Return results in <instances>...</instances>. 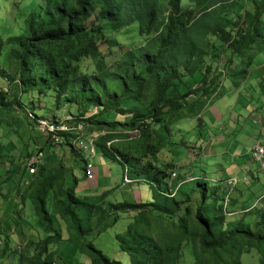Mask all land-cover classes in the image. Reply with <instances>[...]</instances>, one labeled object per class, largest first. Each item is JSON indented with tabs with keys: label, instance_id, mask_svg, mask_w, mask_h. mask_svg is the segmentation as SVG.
I'll list each match as a JSON object with an SVG mask.
<instances>
[{
	"label": "trees",
	"instance_id": "trees-1",
	"mask_svg": "<svg viewBox=\"0 0 264 264\" xmlns=\"http://www.w3.org/2000/svg\"><path fill=\"white\" fill-rule=\"evenodd\" d=\"M36 8L16 33L0 16V264H121L93 240L122 215L129 222L115 240L128 264H180L188 243L195 264H242L251 252L264 264V196L237 210L229 178L210 186L164 159L180 147L182 120L199 126L224 83L240 92L264 51V0H40ZM114 33L138 41L124 50L109 44ZM65 113L82 129L55 134V143L37 121ZM89 137L122 164L132 202L112 201L118 188L99 181L76 193L75 171L85 179L89 161L79 142Z\"/></svg>",
	"mask_w": 264,
	"mask_h": 264
},
{
	"label": "rangeland",
	"instance_id": "rangeland-1",
	"mask_svg": "<svg viewBox=\"0 0 264 264\" xmlns=\"http://www.w3.org/2000/svg\"><path fill=\"white\" fill-rule=\"evenodd\" d=\"M2 1L3 4L0 6L2 26L8 32L13 31L16 33L26 15L32 11L33 7L30 6V3L33 0ZM39 4L40 0H35V6L38 7ZM36 7L34 9H37ZM135 36L138 37L136 32ZM135 36L132 38L131 35L123 33L107 34L109 44L118 43L122 49L131 41L137 42L138 39L135 38ZM262 54L263 55L256 54L253 58V62L262 61L264 63V51H262ZM257 73L260 74V76L263 75L261 71H257ZM262 80H264V77ZM250 84L254 85L252 88V90H254L253 92L245 88L244 90H240L239 94L228 95L225 94V91L228 90L227 92L229 93V89L227 88L229 84L224 83V90H222L223 94L221 93L223 97L221 99L218 98V101L214 100L216 103L213 102V104L209 105V111L202 116V122L199 126L197 119L191 122L182 120L179 123V128L186 131L181 139H175L178 141L177 143L180 142V147L173 148L170 150V154L164 155L165 161H172L176 164L177 168L181 167L179 168L181 174H186L187 178H192L195 175L203 177L210 186L213 185V182L220 179L229 178L228 182L230 180H237V184H235L236 186L231 194L232 198L236 197L239 199L240 205L235 206L237 210L259 204L260 198L264 195V175L259 173L257 164L251 159L253 143L252 145L249 143L243 147L244 141L241 138V135L244 133L255 135L252 132L256 130V128L247 121L244 103L248 102L252 107L258 106L260 105L258 99H256L258 96H261L259 101H264V90L258 93L255 80ZM0 86L3 87L4 84L0 82ZM241 99L245 102L243 103ZM35 102L36 106L45 107L43 103H39L36 100ZM62 110L64 111L63 108H60L59 111ZM67 115L68 114L65 113L59 117ZM208 115L210 117L212 115L218 117L219 115L220 120L217 121L216 119L213 121ZM236 115H238V122L235 121L237 118H233ZM49 116H51L50 113ZM198 131L202 135L201 141L197 139ZM85 142L86 141H84V143ZM253 142H255L254 139ZM233 153L238 155L234 156ZM88 160L89 164L95 166L97 180L95 182L88 181L86 178H82L84 173L82 170L75 171L76 177L78 178L76 187V193H78V195L90 193L93 191L91 189H94L93 185H97L99 181V184L103 185L104 189L111 187L118 188L117 193L111 197L112 201L119 202L125 200L132 202L133 198L129 194V186L122 184L123 167L121 163L113 162L106 157L104 158L98 150L96 151L95 157L88 158ZM254 176H258L257 183H253ZM230 177L232 178L230 179ZM172 178H174V176ZM153 188L154 191H156V187ZM161 188H166L165 183L161 185ZM142 189L149 191L148 185H143ZM128 222V217L122 215L115 224L110 225L93 240V245L96 249L121 264H128V261L126 255L120 251L115 240V235L122 233ZM181 253L180 264H195L190 243L182 247ZM69 256L72 257L70 249L67 252V258H70ZM259 257L260 255L256 252L242 254L240 256V262L242 264H259Z\"/></svg>",
	"mask_w": 264,
	"mask_h": 264
},
{
	"label": "built area",
	"instance_id": "built-area-1",
	"mask_svg": "<svg viewBox=\"0 0 264 264\" xmlns=\"http://www.w3.org/2000/svg\"><path fill=\"white\" fill-rule=\"evenodd\" d=\"M94 112H96V110ZM37 124L39 129L53 135L52 139L55 143L58 142V138L54 136L55 134L60 132H68L72 128L76 131L82 129V124L76 123L73 117L69 115L64 117H56V119L50 121L38 120ZM85 141V143L84 141L79 142V147L86 152L87 158L94 157L96 151L92 138L89 137ZM41 158L42 153L38 152L33 158L30 159V173H33L35 169L34 165L37 164L41 160ZM251 159L257 164L259 172L264 175V139L251 149ZM85 176L88 181H92L94 179L93 166L89 163L85 167ZM173 176H175L174 173H172V177ZM230 181L229 185H235L237 182V180H232L231 182ZM125 182H128V180L125 179Z\"/></svg>",
	"mask_w": 264,
	"mask_h": 264
},
{
	"label": "crops",
	"instance_id": "crops-1",
	"mask_svg": "<svg viewBox=\"0 0 264 264\" xmlns=\"http://www.w3.org/2000/svg\"><path fill=\"white\" fill-rule=\"evenodd\" d=\"M260 55H263V54L261 53ZM257 71H261L263 75L260 76V74H258ZM263 77H264V63L262 61L261 62H254L253 66L250 68V71L248 73L247 80L240 85V88L238 90L240 91V90H244L246 88L248 91L253 92L254 90H252V88L254 85H251L250 83L255 80L256 84H257L256 89H257L258 93H260L261 90H264L263 89L264 88V80H262ZM227 94L233 95V94H239V93H237L236 89L230 88L229 93H227ZM260 97L261 96H258V98H256V99H258V103L260 105L255 106V107L250 106L248 104V102H245L243 99H241V101L243 103L245 102L244 103V109H245L247 121H249L251 123V125H253L256 128L255 132H252L255 135L246 134V133L241 135V138L244 141L243 147H245V145H248L249 143H251V145L253 143V145H252V148H253L256 144H258L261 140L264 139V101L263 102L259 101ZM233 118H237V119H235V121L238 122V115H236ZM214 119L215 120L217 119L216 115L214 116ZM218 120H220V119L218 118L217 121ZM253 139L255 142H253ZM233 154H234V156L238 155L235 153H233ZM249 155H250V153H249ZM257 173H258V171H257ZM231 178L232 177H230V179ZM257 182H258V176H254L253 183H257Z\"/></svg>",
	"mask_w": 264,
	"mask_h": 264
}]
</instances>
